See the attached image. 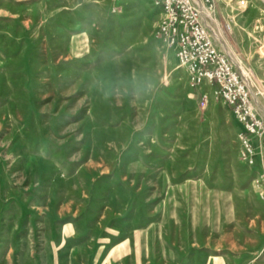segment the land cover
Returning <instances> with one entry per match:
<instances>
[{
  "label": "rangeland",
  "instance_id": "1",
  "mask_svg": "<svg viewBox=\"0 0 264 264\" xmlns=\"http://www.w3.org/2000/svg\"><path fill=\"white\" fill-rule=\"evenodd\" d=\"M212 2L264 117V0ZM161 14L0 0V264H264V150L209 81L201 106Z\"/></svg>",
  "mask_w": 264,
  "mask_h": 264
},
{
  "label": "built area",
  "instance_id": "2",
  "mask_svg": "<svg viewBox=\"0 0 264 264\" xmlns=\"http://www.w3.org/2000/svg\"><path fill=\"white\" fill-rule=\"evenodd\" d=\"M161 9L156 36L175 50L180 65L187 67L193 86L209 81L228 104L241 125V155L250 165L264 150V117L256 106L253 92L232 59L223 52L206 24V14L214 7L212 0H155ZM207 94L201 91V106ZM264 193V188H263Z\"/></svg>",
  "mask_w": 264,
  "mask_h": 264
},
{
  "label": "crops",
  "instance_id": "3",
  "mask_svg": "<svg viewBox=\"0 0 264 264\" xmlns=\"http://www.w3.org/2000/svg\"><path fill=\"white\" fill-rule=\"evenodd\" d=\"M207 85H208V83H207ZM207 85H206V86H207ZM212 85L216 87V84H212ZM208 86H209V85H208ZM202 87H203V86L201 85V86H200L201 90H202ZM202 91H204V89H203ZM230 109H231V108H230Z\"/></svg>",
  "mask_w": 264,
  "mask_h": 264
}]
</instances>
